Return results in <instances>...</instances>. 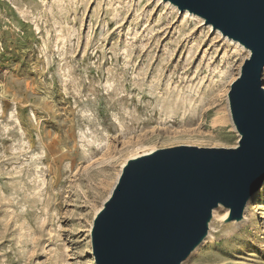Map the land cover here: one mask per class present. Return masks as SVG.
Listing matches in <instances>:
<instances>
[{
	"label": "rangeland",
	"instance_id": "rangeland-1",
	"mask_svg": "<svg viewBox=\"0 0 264 264\" xmlns=\"http://www.w3.org/2000/svg\"><path fill=\"white\" fill-rule=\"evenodd\" d=\"M199 20L162 0H0V264H94L126 159L237 145L227 93L248 53ZM256 196L184 264H264Z\"/></svg>",
	"mask_w": 264,
	"mask_h": 264
},
{
	"label": "water",
	"instance_id": "water-1",
	"mask_svg": "<svg viewBox=\"0 0 264 264\" xmlns=\"http://www.w3.org/2000/svg\"><path fill=\"white\" fill-rule=\"evenodd\" d=\"M162 1L247 51L227 93L237 145H177L127 159L92 221L94 264H184L208 238L213 211L227 210L229 229L264 183V0Z\"/></svg>",
	"mask_w": 264,
	"mask_h": 264
},
{
	"label": "bare ground",
	"instance_id": "bare-ground-1",
	"mask_svg": "<svg viewBox=\"0 0 264 264\" xmlns=\"http://www.w3.org/2000/svg\"><path fill=\"white\" fill-rule=\"evenodd\" d=\"M186 15L188 14L187 12H184ZM191 16V15H190ZM199 19V18H198ZM201 20V19H200ZM199 20V21H200ZM202 21V20H201ZM216 32H218V31H216ZM219 33V32H218ZM240 46V45H239ZM263 73H264V69H263ZM263 88H264V84H263ZM190 137V136H189ZM146 153H149V151L148 152H143V153H137V154H133V155H131L130 156V158H133V157H136V156H139V155H142V154H146ZM129 159V158H128ZM127 160V159H126ZM125 160V161H126ZM125 163V162H124ZM123 163V164H124ZM122 164V165H123ZM110 193V192H109ZM109 193L107 194V197H108V195H109ZM106 197V198H107ZM105 198V199H106ZM257 198V196L254 198H251L249 201H248V203H247V207H249V204H252L253 202H255V199ZM259 204V199L256 201V205H258ZM102 206V205H101ZM221 208L220 207H218V208H216L214 211H213V218H214V215L220 210ZM219 213V212H218ZM227 215V210H226V213H225V216ZM216 216H218V215H216ZM224 216V217H225ZM219 217V216H218ZM223 217V218H224ZM231 225H234L233 223H230V225H229V229L231 228Z\"/></svg>",
	"mask_w": 264,
	"mask_h": 264
}]
</instances>
